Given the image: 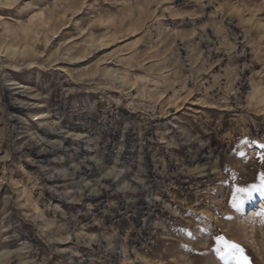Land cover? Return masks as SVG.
Wrapping results in <instances>:
<instances>
[{"label": "rangeland", "instance_id": "374dc122", "mask_svg": "<svg viewBox=\"0 0 264 264\" xmlns=\"http://www.w3.org/2000/svg\"><path fill=\"white\" fill-rule=\"evenodd\" d=\"M262 144L264 0H0V264H264Z\"/></svg>", "mask_w": 264, "mask_h": 264}, {"label": "snow or ice", "instance_id": "6c2138e0", "mask_svg": "<svg viewBox=\"0 0 264 264\" xmlns=\"http://www.w3.org/2000/svg\"><path fill=\"white\" fill-rule=\"evenodd\" d=\"M264 148V144L261 145ZM264 159V157H261ZM259 185L253 184L249 189L244 188H235L234 193L246 192L247 198L251 199L254 192H258L259 195L264 196V174H261L259 177ZM244 204L243 199H238L235 195L233 196L232 206L234 208L240 209ZM264 216V214H261ZM219 243L223 244V249L217 248L216 251L220 255V259L224 261V264H246L247 257L243 253V249L234 243H229L224 241L222 237H217Z\"/></svg>", "mask_w": 264, "mask_h": 264}, {"label": "bare ground", "instance_id": "6f19581e", "mask_svg": "<svg viewBox=\"0 0 264 264\" xmlns=\"http://www.w3.org/2000/svg\"><path fill=\"white\" fill-rule=\"evenodd\" d=\"M240 41V40H239ZM237 42V43H241V42ZM245 55H247V53L245 52V51H243V50H241V52H240V56L243 58V59H245ZM205 157V155H198V157H191V161H193V162H196V161H199V159H203ZM82 165V164H81ZM91 167H89V166H87V165H85V167H84V169H81V171L82 172H84V171H87V170H89ZM185 178V177H184ZM185 182V181H184ZM103 184V183H102ZM110 191V189H109V187L108 186H104V187H102V189L100 188L99 190H97V192H93V193H88V194H85V193H83L82 194V199H96V200H98V201H100V202H103L104 200H103V198L106 196V194L108 193ZM151 201V200H150ZM147 207H151V208H154V209H157V208H159L158 207V204H157V202H152V203H148L147 205H146ZM145 206V207H146Z\"/></svg>", "mask_w": 264, "mask_h": 264}]
</instances>
